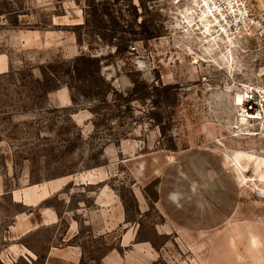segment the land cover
Returning <instances> with one entry per match:
<instances>
[{
    "label": "rangeland",
    "instance_id": "374dc122",
    "mask_svg": "<svg viewBox=\"0 0 264 264\" xmlns=\"http://www.w3.org/2000/svg\"><path fill=\"white\" fill-rule=\"evenodd\" d=\"M130 1L137 23L123 10L96 32L156 37L89 36L79 0H0V264L25 213L37 229L14 243L44 254L71 222L82 264H264V136L241 133L234 101L264 79V46L227 22L212 39L201 0ZM82 54L101 65L84 82ZM132 78L149 98L106 103ZM44 207L57 226L39 227Z\"/></svg>",
    "mask_w": 264,
    "mask_h": 264
},
{
    "label": "trees",
    "instance_id": "16d2710c",
    "mask_svg": "<svg viewBox=\"0 0 264 264\" xmlns=\"http://www.w3.org/2000/svg\"><path fill=\"white\" fill-rule=\"evenodd\" d=\"M80 4L82 3L84 5V15H85V20L82 24H78L80 28H83L85 30V33L89 36H93V33H97L98 37L102 40L108 39V37L116 38L117 42H115L117 45H120L124 43L125 41L129 40H134L135 36L137 33L140 34V39L143 40H149L154 37H156V34L151 31L150 29V24H147V22H141L139 25L142 27L141 32H136L133 29H122L123 32L117 30L115 31L116 34H111V36L104 34L103 32H96L97 30L100 31V29H104L106 27V19L108 21H112L114 24L120 26L119 20H123L128 22V24L133 20V23H137V20L135 19V4L133 2L129 3H124V4H119V0H79ZM127 6V7H124ZM125 8V9H123ZM134 9V10H133ZM125 10L127 12V15L132 16V19H126V16L123 12ZM11 15H13L14 20L12 21L13 25L18 26V18L20 17L21 14H25L22 10V8L19 9H11L9 12H7ZM119 18V19H117ZM132 23V24H133ZM123 28V27H122ZM115 29V28H114ZM121 32V34H119ZM119 34V36H116ZM128 35L127 36L125 35ZM130 35V36H129ZM158 36V35H157ZM80 39V36H79ZM73 67H70V72L71 78L74 80V74H77L75 79L77 81H82L84 82L87 80L88 75H92L94 69L96 68L95 71L99 72L101 69L100 65V59L97 57H92L89 54H82L79 56H76L75 59L72 61ZM47 67L50 68L48 65ZM94 67V69H93ZM45 70H43V73H45ZM52 71V69H51ZM69 73V71H67ZM133 83V87L129 92H127L126 95L122 94L119 91H115L113 87L111 86L110 83H108V90H107V95H106V103H112L114 106H121L122 104L128 105L129 102H132L133 100H139L141 102L145 101V99L149 98L150 92L147 90V85L143 81L131 79ZM67 85L72 87L74 86L72 83H68ZM112 90L114 91L116 97L109 98V96L113 93ZM113 95V94H112Z\"/></svg>",
    "mask_w": 264,
    "mask_h": 264
},
{
    "label": "built area",
    "instance_id": "2783aa9c",
    "mask_svg": "<svg viewBox=\"0 0 264 264\" xmlns=\"http://www.w3.org/2000/svg\"><path fill=\"white\" fill-rule=\"evenodd\" d=\"M235 35L245 34L255 44L264 46V0H217ZM224 20V21H226ZM244 99L238 116L253 125L264 124V79L243 85Z\"/></svg>",
    "mask_w": 264,
    "mask_h": 264
},
{
    "label": "crops",
    "instance_id": "0c3cea01",
    "mask_svg": "<svg viewBox=\"0 0 264 264\" xmlns=\"http://www.w3.org/2000/svg\"><path fill=\"white\" fill-rule=\"evenodd\" d=\"M28 206L35 207L31 205ZM31 215L32 213H25L23 215L26 216V218L22 219L20 224L23 232L19 237L12 240V243L3 253L7 258V260H5L2 257V261L5 264H16L20 259L25 260L28 264H82V247L76 242L78 232L75 229V225L71 222L64 233L60 232L55 236V240L49 245L44 254H40L24 243H14V241L24 238L34 229H37V227L35 228L34 219ZM60 221V213L56 209L47 207L41 208L39 219H37L39 227L57 226ZM103 261L106 262L105 258H103Z\"/></svg>",
    "mask_w": 264,
    "mask_h": 264
},
{
    "label": "bare ground",
    "instance_id": "6f19581e",
    "mask_svg": "<svg viewBox=\"0 0 264 264\" xmlns=\"http://www.w3.org/2000/svg\"><path fill=\"white\" fill-rule=\"evenodd\" d=\"M211 1L212 2L215 1V5H213V7L211 6L212 4ZM201 5L205 8L203 11L204 15H202V17L205 16L209 18L208 22L205 23L202 21V24L204 26H208L209 24L212 25L213 28L209 30L210 35H213L212 39L219 37L221 34L225 35L230 29L226 28L223 25V23L226 24L227 22V26L229 27L231 23L230 21L226 20V14L222 12L221 4L219 5L217 0H201ZM186 18H187V22H191L189 16ZM243 99H244V90L239 91L235 94L234 101L238 107L239 105L242 104ZM238 121L239 123L237 128L241 131V133L264 136V124L259 128L258 131H253V129H251L253 125L250 122L246 121L243 118H240L239 116H238Z\"/></svg>",
    "mask_w": 264,
    "mask_h": 264
}]
</instances>
